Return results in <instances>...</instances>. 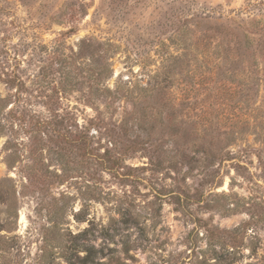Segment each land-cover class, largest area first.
Here are the masks:
<instances>
[{"label": "rangeland", "instance_id": "rangeland-1", "mask_svg": "<svg viewBox=\"0 0 264 264\" xmlns=\"http://www.w3.org/2000/svg\"><path fill=\"white\" fill-rule=\"evenodd\" d=\"M0 264H264V0H0Z\"/></svg>", "mask_w": 264, "mask_h": 264}, {"label": "bare ground", "instance_id": "bare-ground-1", "mask_svg": "<svg viewBox=\"0 0 264 264\" xmlns=\"http://www.w3.org/2000/svg\"><path fill=\"white\" fill-rule=\"evenodd\" d=\"M24 217V216H23Z\"/></svg>", "mask_w": 264, "mask_h": 264}]
</instances>
